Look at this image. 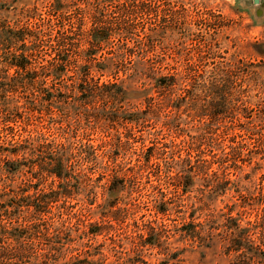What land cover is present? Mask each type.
<instances>
[{
    "label": "rangeland",
    "instance_id": "374dc122",
    "mask_svg": "<svg viewBox=\"0 0 264 264\" xmlns=\"http://www.w3.org/2000/svg\"><path fill=\"white\" fill-rule=\"evenodd\" d=\"M123 22L131 26L123 31L148 36L144 43L145 52L148 51L144 52V76L128 78L131 72H120L117 80L112 76L100 78L102 83L121 82L129 93L122 106L125 111L121 108L124 114L109 112L98 103L94 107L85 106L86 112L82 109L79 113L75 111L78 107L70 104L67 111H75L78 116L71 113L66 118L57 110L49 112L45 106L30 112V73L16 74L3 63L9 58L4 56L5 51L15 59L20 48L18 45L5 50L0 47V87H4L6 81L12 87V90L7 88L9 92L0 90V117L5 114L4 107L11 116L20 117L12 126L14 136L7 134L6 141L62 142L59 135L64 133L66 144L92 146L98 166L104 170L93 174L85 171L93 180L89 186L72 180L67 188L69 197L52 209V213L62 214L70 240L64 248L65 259L58 264L83 263L100 257L109 264H130L133 259L159 264L168 259L165 248L175 251L173 259L180 260L178 264H229L234 258L231 254L224 255L220 246L199 249L188 240H182L179 230L191 220L190 216L194 223L209 226L214 222V226H221L230 214L245 226L257 215V203L263 201L258 202L256 197L263 193L264 198V153H259V149L264 148V0H258L257 4L253 0H0V33L20 27L40 33V48L27 53L36 61L41 56L48 59V45L60 41L66 49L63 50L65 60L76 66L92 64L94 61L88 63L86 56L90 36L95 29L107 27L111 30V40L93 49L95 62L99 61L109 45L118 44L119 40L112 37L118 23V29L122 30ZM224 64L233 68L230 77L232 111L225 114L221 123L211 127L222 135L211 136L205 132V126L202 127L203 121L179 107V103L170 101L183 88L195 85L198 78H205L214 67L226 66ZM148 67H152V71H148ZM158 79L164 83L174 81L171 90L158 86ZM148 99L155 107L153 113L147 108ZM241 103H245L243 108L239 106ZM234 111L237 116L230 118L229 113ZM72 136L76 137L71 139ZM196 137L201 139L193 140ZM220 141L221 148L229 144L245 147L244 155L235 162L236 168L226 160L221 166L227 169L225 174L231 184L220 195L213 190L221 186V179L210 177L214 172L222 177L217 164H211L207 176L195 178L194 185L184 192L174 191L165 184L164 171L158 174L156 165L169 163H164V158H185L189 153L185 146L189 142H194L198 151L205 153L201 154V159L212 160L207 152L210 146L212 154L220 161L223 156L217 148ZM249 150L259 154L253 155L247 152ZM161 151L165 155L158 160L157 153ZM5 167V162L0 161V192L4 183L13 189L29 177L23 166L13 175L7 174ZM99 175L103 177L98 178ZM56 185L55 180L47 178L42 186L48 191L56 190ZM237 192L245 198L246 205ZM164 202L169 203L168 212L157 213L155 207L165 206ZM54 221L59 227L60 221L56 218ZM150 225L167 231L171 238L157 248H139L142 252L137 256V234L146 237ZM95 231L96 234H90ZM96 253L102 256H94Z\"/></svg>",
    "mask_w": 264,
    "mask_h": 264
},
{
    "label": "trees",
    "instance_id": "16d2710c",
    "mask_svg": "<svg viewBox=\"0 0 264 264\" xmlns=\"http://www.w3.org/2000/svg\"><path fill=\"white\" fill-rule=\"evenodd\" d=\"M125 23H122L124 26L120 24L122 30L118 29L119 23L114 29L116 34L112 38L119 40L118 44L109 45L107 51H105L106 53H103L105 56H101V60L96 62L93 49L99 48L100 45H105L111 40V35H109L111 30L107 27L102 30L100 28L94 30L88 42V51L86 50L88 63L93 61L94 63L83 66H76L63 58V50L66 49L60 41H56L54 44L50 42L48 45V59L41 56L37 58L38 61L32 60L27 53L31 50L36 52L40 48L41 37L39 32H34L27 27H20L15 30L5 29L3 33H0V47L3 50L8 49L9 46L15 48L17 45L20 48L18 49L20 54L15 59L5 51L4 56L9 58L3 63L9 68H13L16 74L30 73L28 78L31 89L29 95L30 112L38 111L40 107L45 106L49 112L57 110L61 116L65 115L62 118H66V115L71 113L78 116L76 112L79 113L82 109H85L83 112H86L85 106L94 107L98 103L109 112L124 114V112H121V108L123 102L127 101L129 93L123 88L121 82L108 81L102 83L100 78L112 76V78H115L114 80H117V75L120 72L123 74L131 72L128 78L139 79L144 76L143 60L146 52H148H145L144 43L148 36L142 34V37H140L136 33L123 31L128 28L131 29V26ZM45 50H47V47ZM134 58L137 59L136 62H133ZM224 65L226 66L214 67L209 75L207 74L208 76L198 78L199 82L183 88L180 94L170 101L179 103V107H183L185 111L190 112L189 114L193 113L195 118L203 121L202 127L205 126L204 128L207 129L205 132L211 136L222 135V133L216 134L211 130V127L221 123L225 119V114L232 111L230 109V97H232L233 90L231 89L230 77L233 68L230 65ZM151 68L148 67L147 70L152 71ZM8 82L6 81L4 87H0V90L5 92H9L8 89L12 90ZM169 82L164 83L162 79L157 80L158 86L171 90L174 81ZM148 100L147 108L153 113L155 107L152 105V100ZM236 102L240 101L237 100ZM245 103H241L239 106L243 108L242 106ZM70 104L78 107L75 110L76 112L67 111ZM179 107L175 108L179 109ZM4 108L5 114L0 117L2 133V136H0V161L5 162L7 174L13 175L23 166L26 168L29 177L16 188L10 189L4 183V187L1 189L0 264H58L59 260L65 259L67 251L64 248L70 240L65 222L62 221V214L56 215L52 213V209L58 202H65L64 199L69 197L67 188L70 187L72 180H75L78 185L84 183V185L89 186L93 180L85 174V171L87 170L89 174H93L99 169L104 170L98 166L97 156L92 146L81 144L73 147L72 143L66 144L65 141L68 142V140L63 137L64 133L59 135L60 139L64 140L62 142L56 140L46 141L44 139L34 142L26 139L20 143H9L6 141L7 134H12L14 130L12 126L19 122L20 117L11 116L6 107ZM122 110L125 111L123 108ZM229 114L230 118H233L237 116V111ZM130 121L137 123L135 119ZM66 123L68 127H71L69 120ZM12 136L14 135L12 134ZM225 136L228 135L225 134ZM75 137L72 136L71 139ZM200 137L203 139V136ZM200 139L193 138L197 141ZM223 141H226V137ZM229 142L235 143L230 140ZM221 146L220 141L217 148L223 153V156L220 157L221 160L218 161L216 154H212V147L209 146L210 151L207 152L211 154L212 160L207 162L200 158L201 154L205 153L198 151L194 142H189L185 146L189 151L185 158L179 156L177 159L172 157L166 160L167 157L164 158L165 161L163 162L169 161V163L164 166L157 164L158 174L164 171L166 174L165 184L171 186L174 191L181 190L184 192L194 185L195 178L207 176L211 164H217L222 171V177L219 178L217 172L211 173L210 177L213 176L216 180L221 179V186H217L213 190L214 193L220 195L231 184L225 174L227 169L221 166L226 160L233 168H236L235 162L244 155L242 151L245 149V147H240L237 144H229L226 147L229 152H225L226 148H221ZM182 148L183 146L176 151V154ZM247 152H251L253 155L262 154L264 148L259 149V153H256L255 150ZM157 155L159 160L165 153L161 151ZM19 156L20 159L17 158ZM13 157L15 159H12ZM21 162H24V165H21ZM102 177L103 175H99L98 178ZM47 178L57 182L56 190L49 189L45 191V187L42 185ZM111 190L115 189L112 188ZM237 193L243 205H246L245 198L243 199V196L239 192ZM262 194L259 193L256 197L258 202L259 199H263L262 202L257 203V208L259 207L257 215L253 216L252 222L245 223V226H241L240 219L233 218L230 214H227L225 223L221 226H214V222H211L209 226L194 223L190 216L191 220L180 227V238L188 240L191 245L203 250H211L220 246L224 255L229 256L231 254L233 256L234 259L229 261V264H264V198ZM168 204V202H164L165 206L155 207L156 212L159 214L167 213ZM230 208L233 209L234 206ZM231 209L228 210L229 213L232 211ZM260 212L262 215H258ZM55 218L60 221L59 227L54 224ZM218 228H221L222 231ZM147 230L146 237L143 234H137L139 240L136 247V251L139 253L137 256L142 252L139 248H157L162 242L171 238L167 231L159 227L154 228L150 225ZM90 234L94 235L96 231ZM165 249V255L168 259L161 260L159 264L181 263L180 260L173 259L175 256L173 252L175 251L172 252L169 248ZM176 252L178 253V251ZM199 254L200 258H203L202 252ZM94 256L100 257L102 255L96 253ZM106 260L104 257H100L83 263L63 262L61 264H109ZM130 264H145V262L143 259H133Z\"/></svg>",
    "mask_w": 264,
    "mask_h": 264
},
{
    "label": "water",
    "instance_id": "95a60500",
    "mask_svg": "<svg viewBox=\"0 0 264 264\" xmlns=\"http://www.w3.org/2000/svg\"><path fill=\"white\" fill-rule=\"evenodd\" d=\"M253 3H254V4H257V3H258V0H253Z\"/></svg>",
    "mask_w": 264,
    "mask_h": 264
}]
</instances>
